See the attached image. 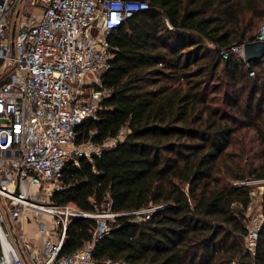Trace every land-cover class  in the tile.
<instances>
[{
  "label": "trees",
  "instance_id": "obj_1",
  "mask_svg": "<svg viewBox=\"0 0 264 264\" xmlns=\"http://www.w3.org/2000/svg\"><path fill=\"white\" fill-rule=\"evenodd\" d=\"M146 1L107 35V93L75 128L77 142L123 137L68 162L50 200L120 213L90 264H264V58L232 50L255 40L264 0ZM252 191L262 219L250 249ZM95 224L72 218L59 255Z\"/></svg>",
  "mask_w": 264,
  "mask_h": 264
},
{
  "label": "built area",
  "instance_id": "obj_2",
  "mask_svg": "<svg viewBox=\"0 0 264 264\" xmlns=\"http://www.w3.org/2000/svg\"><path fill=\"white\" fill-rule=\"evenodd\" d=\"M28 4L39 12H29ZM147 5L146 0H0V264H90L94 241L120 214L108 202L101 212L89 213L53 203L50 196L62 187L68 162L99 154L123 137L125 129L102 143L77 142L75 128L94 116L107 93L99 88L108 66L107 35ZM262 38L264 24L255 35ZM232 50L242 53V45ZM254 182L263 180L248 181ZM251 196L245 235L250 249L262 219L259 194ZM74 217L95 219L92 238L59 255ZM32 222L41 246L29 236Z\"/></svg>",
  "mask_w": 264,
  "mask_h": 264
},
{
  "label": "water",
  "instance_id": "obj_3",
  "mask_svg": "<svg viewBox=\"0 0 264 264\" xmlns=\"http://www.w3.org/2000/svg\"><path fill=\"white\" fill-rule=\"evenodd\" d=\"M242 57L246 62L264 58V39L243 43Z\"/></svg>",
  "mask_w": 264,
  "mask_h": 264
},
{
  "label": "rangeland",
  "instance_id": "obj_4",
  "mask_svg": "<svg viewBox=\"0 0 264 264\" xmlns=\"http://www.w3.org/2000/svg\"><path fill=\"white\" fill-rule=\"evenodd\" d=\"M26 8L31 13H36V12H39V10H40L39 6H37V5H32L31 6V5L28 4L26 6ZM250 21H251V17H249V15L246 16V21H245L246 22V26L249 24ZM253 23H254V27L247 33L246 37L249 34L257 35L258 32L260 31L261 25L264 24V22L262 21V19H257V18H254V22ZM90 32L92 34H95L96 33V31L93 28L90 30ZM257 188H258V185H257ZM258 202H259V198H258ZM43 218H44L45 225L48 226L49 223L47 221L48 220L47 215H44L43 214ZM32 226H33V231H35V229L37 228V222L36 223L32 222ZM28 227L32 230L31 223L28 224ZM28 233H29V231H28Z\"/></svg>",
  "mask_w": 264,
  "mask_h": 264
},
{
  "label": "crops",
  "instance_id": "obj_5",
  "mask_svg": "<svg viewBox=\"0 0 264 264\" xmlns=\"http://www.w3.org/2000/svg\"><path fill=\"white\" fill-rule=\"evenodd\" d=\"M31 227H32V230L28 227V231H29V236L31 237L32 242L35 245H37V246H41V244H42V237L39 236L35 231H33L32 224H31Z\"/></svg>",
  "mask_w": 264,
  "mask_h": 264
}]
</instances>
